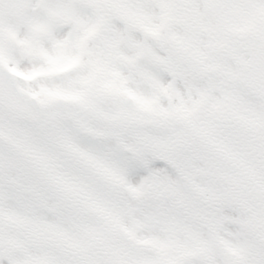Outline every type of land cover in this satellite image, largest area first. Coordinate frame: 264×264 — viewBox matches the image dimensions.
Here are the masks:
<instances>
[{"label":"snow or ice","instance_id":"obj_1","mask_svg":"<svg viewBox=\"0 0 264 264\" xmlns=\"http://www.w3.org/2000/svg\"><path fill=\"white\" fill-rule=\"evenodd\" d=\"M0 264H264V0H0Z\"/></svg>","mask_w":264,"mask_h":264}]
</instances>
